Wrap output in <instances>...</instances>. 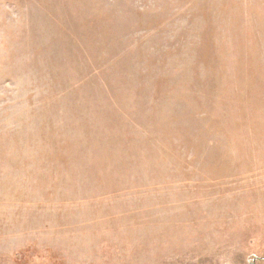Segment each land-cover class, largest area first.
Returning a JSON list of instances; mask_svg holds the SVG:
<instances>
[{
	"label": "rangeland",
	"instance_id": "1",
	"mask_svg": "<svg viewBox=\"0 0 264 264\" xmlns=\"http://www.w3.org/2000/svg\"><path fill=\"white\" fill-rule=\"evenodd\" d=\"M0 264H264V0H0Z\"/></svg>",
	"mask_w": 264,
	"mask_h": 264
}]
</instances>
